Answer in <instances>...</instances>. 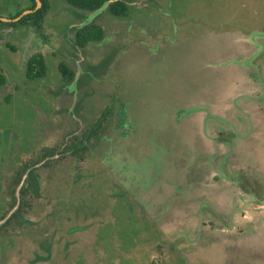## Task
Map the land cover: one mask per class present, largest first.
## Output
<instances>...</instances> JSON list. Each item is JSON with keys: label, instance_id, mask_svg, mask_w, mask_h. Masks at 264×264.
<instances>
[{"label": "rangeland", "instance_id": "obj_1", "mask_svg": "<svg viewBox=\"0 0 264 264\" xmlns=\"http://www.w3.org/2000/svg\"><path fill=\"white\" fill-rule=\"evenodd\" d=\"M45 1L41 36L0 26V264H264V0ZM103 114L82 159L35 163Z\"/></svg>", "mask_w": 264, "mask_h": 264}, {"label": "trees", "instance_id": "obj_2", "mask_svg": "<svg viewBox=\"0 0 264 264\" xmlns=\"http://www.w3.org/2000/svg\"><path fill=\"white\" fill-rule=\"evenodd\" d=\"M30 4L16 12L14 15L9 16L8 18L13 19L17 17L23 10L33 9L35 7V1L29 0ZM41 5L40 8L33 11L32 13L26 14L22 16L17 21L3 22L0 21V26H16L18 24H28L33 27V30L38 36L42 35V22L45 18V15L48 10V4L45 0H40ZM69 5L76 7L81 10H98L105 3L107 4L108 11L114 15L119 17H125L128 15V0H64ZM44 36V35H43ZM103 40V28L94 23H88L79 27L74 36V43L77 44V47L83 48L90 42H96ZM25 76L28 78H42L46 75V65L44 62V56L40 51H35L29 54L25 61L24 66ZM58 69L61 73L62 80L65 83H71L75 79V74L72 69H70L64 62H60L58 64ZM6 82V76L0 69V86H3ZM103 117H99V119H95L93 124L90 125L87 129L82 130L78 136H74L70 144H66L63 150L56 151L54 149L43 152L37 157L35 163H43L45 157L54 156L57 153L58 157H62V155H67L63 153H70L71 156H75L78 159H82L83 155L86 154L90 147L98 140L99 137L103 136L104 131V123L106 122L105 114ZM76 141V142H75ZM56 157V159H58ZM34 160L27 161L26 164H33ZM22 190H20V193ZM23 194V193H22ZM21 206L18 205L17 210H15L12 215L16 213H20Z\"/></svg>", "mask_w": 264, "mask_h": 264}, {"label": "water", "instance_id": "obj_3", "mask_svg": "<svg viewBox=\"0 0 264 264\" xmlns=\"http://www.w3.org/2000/svg\"><path fill=\"white\" fill-rule=\"evenodd\" d=\"M34 1H35V7L33 9L23 10L17 17H15L13 19L0 17V21H3V22L17 21L22 16H24L26 14H29V13H32L33 11L37 10L38 8H40V5H41V1L40 0H34Z\"/></svg>", "mask_w": 264, "mask_h": 264}, {"label": "flooded vegetation", "instance_id": "obj_4", "mask_svg": "<svg viewBox=\"0 0 264 264\" xmlns=\"http://www.w3.org/2000/svg\"><path fill=\"white\" fill-rule=\"evenodd\" d=\"M48 157H49V156H48ZM52 158H53V156H52ZM41 164H42V163H41ZM41 164H40V165H41ZM37 165L39 166V163H38Z\"/></svg>", "mask_w": 264, "mask_h": 264}]
</instances>
